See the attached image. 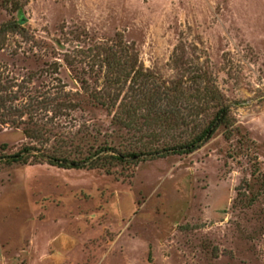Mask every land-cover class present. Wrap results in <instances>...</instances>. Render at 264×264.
<instances>
[{"label":"rangeland","instance_id":"rangeland-1","mask_svg":"<svg viewBox=\"0 0 264 264\" xmlns=\"http://www.w3.org/2000/svg\"><path fill=\"white\" fill-rule=\"evenodd\" d=\"M23 1L27 35L0 0V158H23L0 162V264H264V0ZM101 46L150 87L204 74L227 120L191 154L51 165L188 143L219 110L128 114Z\"/></svg>","mask_w":264,"mask_h":264},{"label":"trees","instance_id":"trees-1","mask_svg":"<svg viewBox=\"0 0 264 264\" xmlns=\"http://www.w3.org/2000/svg\"><path fill=\"white\" fill-rule=\"evenodd\" d=\"M5 4V9L10 13L11 20L1 29V33L6 32H18L20 31L23 35H27L26 29H22V20L25 16L24 10V1L23 0H3ZM0 33V34H1ZM95 52L98 53V56H104L102 60L101 67L106 68L108 70L104 77V82L107 87H118L121 90V87L129 80L134 84L132 91H141V94L138 97H134V105L127 110L128 114L132 112L135 114L141 108H145V106H149L152 112L158 114L159 109L157 106L164 104L165 100H169L179 105V101L185 96L188 91V100L192 104L190 108L192 112L197 115L202 112L205 108L204 106H210L212 103L219 106V110L216 113L213 120L208 124V126L195 138H193L188 143L176 145L174 147L165 148L161 151H156L155 153L144 154V153H130L128 155H122L117 153L113 148L110 147H100L95 151L91 152L85 159L81 161H70L67 159H48L51 165L57 166L64 169H81L85 165L94 166L98 161L103 159L107 154L111 152L115 153V155H110V158L116 160L118 162L125 163L130 159H138L142 156L154 157L156 155L167 156L168 154H191L196 150L200 149L204 143L209 140L217 130V128L225 123L228 117V111L222 116V114L228 109L227 107L222 106L221 103V94L219 93V89L215 85L201 84V81L206 78L204 74H195L192 79H186L187 82H190V85H185L186 81L180 80L173 84L172 87H159L156 84L149 85L148 81L151 76L143 73L142 71H135L133 77L132 73H127V68H125L126 62H124L121 57L118 55V51H114L111 47H97ZM97 74V73H96ZM96 76H100L97 74ZM135 85L137 88H135ZM103 91V90H100ZM105 91V90H104ZM103 96H97V100L102 99ZM133 102V101H132ZM174 112V122L178 123L179 121H183L180 117L177 116V112H180V108L172 110L170 113ZM161 118V117H158ZM172 118V117H171ZM219 123L216 125V123ZM216 125L215 129L213 127ZM212 131L211 135L208 137L209 132ZM208 137V138H207ZM26 152H32V149H27ZM22 155L10 156L6 158H0V162L12 164L21 161Z\"/></svg>","mask_w":264,"mask_h":264},{"label":"water","instance_id":"water-1","mask_svg":"<svg viewBox=\"0 0 264 264\" xmlns=\"http://www.w3.org/2000/svg\"><path fill=\"white\" fill-rule=\"evenodd\" d=\"M227 111H228V109L222 114V116H223ZM218 123H219V120H218V122L216 123V125H217ZM216 125L213 127V129H215ZM212 131H213V130H211V131L209 132L208 137L211 135ZM208 137H207V138H208Z\"/></svg>","mask_w":264,"mask_h":264}]
</instances>
